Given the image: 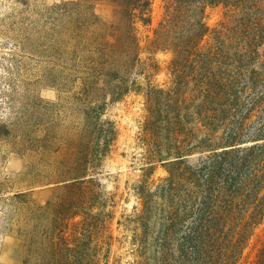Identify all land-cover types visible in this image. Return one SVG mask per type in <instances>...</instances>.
Wrapping results in <instances>:
<instances>
[{"label":"rangeland","instance_id":"rangeland-1","mask_svg":"<svg viewBox=\"0 0 264 264\" xmlns=\"http://www.w3.org/2000/svg\"><path fill=\"white\" fill-rule=\"evenodd\" d=\"M165 4L153 0L150 22L137 25L144 58L152 51L149 46L165 17ZM114 9L104 0H0V264H40L41 256L48 264H158L155 240L163 221L158 212L147 219L145 201L148 192H154V204L161 205L157 191L168 176L170 160L155 150L147 128L150 80L143 73L136 75L141 70L137 66L132 76L138 85L113 100L110 90L121 85L113 77L118 74L100 76L90 69L97 56L84 50V34L77 38L78 27H99L101 20L113 19ZM228 19L223 5L207 10L212 29ZM212 41L213 33L203 43ZM156 59L159 65L151 79L168 89L174 79L173 53L157 51ZM127 76L120 74V79L128 81ZM96 98L106 102L93 120L86 102ZM102 126L114 128V140L80 179L90 180L86 206L70 209L68 218H62L58 200L65 191L51 190L59 185L56 176L65 163L62 149L69 140L81 156L90 145L89 131L101 147ZM199 155L197 151L185 157L191 161ZM33 190L43 191L33 195L37 206H53L50 218L45 214L38 219L33 206L15 198ZM70 197L76 200L79 195ZM48 239L51 248H46ZM263 242L264 223L242 264H253Z\"/></svg>","mask_w":264,"mask_h":264},{"label":"trees","instance_id":"trees-1","mask_svg":"<svg viewBox=\"0 0 264 264\" xmlns=\"http://www.w3.org/2000/svg\"><path fill=\"white\" fill-rule=\"evenodd\" d=\"M104 1L115 6L113 19L101 20L99 27H78L77 38L84 34V50L97 56L92 57L90 69L100 76L118 74L113 77L121 85L110 90L113 100L138 85L132 76L137 66L141 70L136 75L143 73L150 80L147 128L155 150L167 153L170 160L168 176L161 192L157 191L161 205L154 204V192H148L145 201L147 219L158 212L163 221L155 240L158 264H242L250 241L264 223V0H166L165 17L145 58L137 25L150 22L153 0ZM220 5L228 9L229 19L212 29L207 10ZM211 33L213 41L205 45ZM160 50L173 53L174 79L168 89L151 79ZM125 72L128 81L120 79ZM105 102L99 98L86 102L88 118L101 115ZM114 131L100 128L101 147L93 131L87 132L90 145L81 156L67 140L62 149L65 163L56 176L59 185L51 189L65 191L58 200L62 218H68L70 209L86 206L90 180L80 179L107 152ZM197 151L196 160L185 157ZM41 192L15 198L33 206L38 219L45 214L48 219L53 206L44 209L33 199ZM73 193L79 198L70 197ZM48 240L46 248H51ZM40 259V264H48ZM253 264H264V242Z\"/></svg>","mask_w":264,"mask_h":264}]
</instances>
